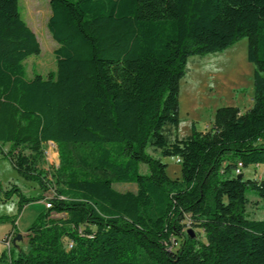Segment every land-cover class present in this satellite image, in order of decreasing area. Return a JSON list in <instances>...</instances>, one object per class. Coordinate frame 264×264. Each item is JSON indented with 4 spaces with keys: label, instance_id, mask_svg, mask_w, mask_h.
<instances>
[{
    "label": "trees",
    "instance_id": "obj_1",
    "mask_svg": "<svg viewBox=\"0 0 264 264\" xmlns=\"http://www.w3.org/2000/svg\"><path fill=\"white\" fill-rule=\"evenodd\" d=\"M19 1L0 0V147L57 194L9 264H264V219L247 212L251 195L264 203V178L243 175L264 165V0H50L57 70L31 79L24 62L41 46ZM243 36L252 107L221 108L211 131L172 138L188 59ZM50 142L51 177L37 169ZM153 151L179 157L182 177ZM15 192L19 210L42 199L0 186V200Z\"/></svg>",
    "mask_w": 264,
    "mask_h": 264
},
{
    "label": "rangeland",
    "instance_id": "obj_2",
    "mask_svg": "<svg viewBox=\"0 0 264 264\" xmlns=\"http://www.w3.org/2000/svg\"><path fill=\"white\" fill-rule=\"evenodd\" d=\"M19 9L27 24L35 32L41 46L40 54L29 56L25 60L26 77L33 78L36 74L48 77L55 74L57 60L55 49L59 46L48 28V19L52 14L50 0H20ZM248 37L235 40L223 50L199 56L192 55L188 59L186 72L179 85L178 116L180 124L171 130V137L186 139L194 132L206 133L212 130L221 108L233 107L240 114L246 113L253 105L255 65L248 60ZM10 144L0 147V186L2 194L12 187L18 188L27 198H39L26 203L19 210L20 196L15 192L10 199L0 200V264H9L19 250H29L28 229L46 209V203L57 194V187L50 182L43 190L37 181L22 177L5 157ZM43 156L37 169L49 172V177L60 165L58 146L47 143L42 146ZM29 153V150H23ZM154 155L168 164L167 172L172 178L182 177L181 163L175 156H162L159 151ZM143 170H146L143 167ZM246 178H264V165H250L243 169ZM114 187L120 191H136L135 183H116ZM247 207L249 217L264 219V203L251 195ZM54 216H57L54 214ZM16 230L21 240L11 241L6 238ZM194 237L203 239V229L198 226L188 227ZM5 252L6 258L1 259Z\"/></svg>",
    "mask_w": 264,
    "mask_h": 264
},
{
    "label": "built area",
    "instance_id": "obj_3",
    "mask_svg": "<svg viewBox=\"0 0 264 264\" xmlns=\"http://www.w3.org/2000/svg\"><path fill=\"white\" fill-rule=\"evenodd\" d=\"M50 143H52V142H50ZM177 162H179V163L181 162V159L179 157H177ZM237 172L239 173L240 171L238 170ZM46 206L47 207H50L51 206L50 201H48L46 203ZM6 239H7L6 242L10 245L11 244V241H12V237L11 236H8Z\"/></svg>",
    "mask_w": 264,
    "mask_h": 264
},
{
    "label": "crops",
    "instance_id": "obj_4",
    "mask_svg": "<svg viewBox=\"0 0 264 264\" xmlns=\"http://www.w3.org/2000/svg\"><path fill=\"white\" fill-rule=\"evenodd\" d=\"M27 235H28V233H27ZM10 236L12 237V241H13V240H15L17 238L18 232L17 231L16 232L14 231V232H12V234Z\"/></svg>",
    "mask_w": 264,
    "mask_h": 264
},
{
    "label": "water",
    "instance_id": "obj_5",
    "mask_svg": "<svg viewBox=\"0 0 264 264\" xmlns=\"http://www.w3.org/2000/svg\"><path fill=\"white\" fill-rule=\"evenodd\" d=\"M240 177H242V175H240ZM188 233L191 234L192 237L194 236L190 231H188ZM21 238H22V236L20 234H18L16 239H21Z\"/></svg>",
    "mask_w": 264,
    "mask_h": 264
}]
</instances>
